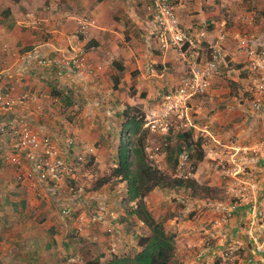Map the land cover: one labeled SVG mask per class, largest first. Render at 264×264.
<instances>
[{"label": "rangeland", "instance_id": "obj_1", "mask_svg": "<svg viewBox=\"0 0 264 264\" xmlns=\"http://www.w3.org/2000/svg\"><path fill=\"white\" fill-rule=\"evenodd\" d=\"M182 1L216 12L215 21L221 27L214 40L219 41L223 29L226 42L219 55L216 47L209 52L192 48L185 39L180 46L169 44L177 51L165 58L155 53L153 41L147 49L144 41L136 39L131 44L126 35L105 44V53L95 58L96 72L82 66L59 74L54 58H41L49 62L45 69L53 66L54 74L47 82L64 96L48 91L47 101L44 98L38 107L37 102L21 98L12 111L41 139H47L64 171L60 182H39L34 174L25 178L19 173V182L31 184L30 218L36 217L38 225L43 223L51 248L44 250L41 242L35 257H28L25 252L30 247L23 241L16 246L18 263L71 264L66 260L72 257L79 258L80 264H104L114 255L132 257L136 253L135 234L126 232L119 222L125 214V204L120 205L123 184L113 180L97 193L91 190L96 179L114 167L122 123L117 115L127 109L142 121L138 135H146L149 160L170 177H188L198 185L196 195L189 189H168L147 199L155 218L175 236L172 264H264V93L257 89L264 79V0ZM44 2L38 7L41 18ZM41 24L37 27L45 37L47 27ZM185 50L184 59L180 51ZM197 50L200 57L194 60L191 54ZM27 52L18 55H23V65L32 66L34 61L24 60ZM69 57L55 60L63 63ZM188 60L195 61L194 72ZM114 62L125 67L116 89ZM215 78L217 83H211ZM228 88L229 95L214 96L217 101L209 102L211 90ZM25 93L39 100L32 90L27 88L21 96ZM66 95L70 104L64 100ZM256 98L263 104L261 110L252 107ZM17 105L25 110L17 112ZM182 131H191L194 141H203L204 159L195 171V151L180 153L174 138ZM130 222L137 224L134 218Z\"/></svg>", "mask_w": 264, "mask_h": 264}, {"label": "crops", "instance_id": "obj_2", "mask_svg": "<svg viewBox=\"0 0 264 264\" xmlns=\"http://www.w3.org/2000/svg\"><path fill=\"white\" fill-rule=\"evenodd\" d=\"M176 1L173 0L174 9L180 28L186 36L185 41L192 48H204L208 52L216 47L219 55L226 42L223 29L221 31L219 29V41L214 40L217 35L216 29L221 27L215 21L216 12L214 10L207 12L192 4L187 5L182 0L175 3ZM43 2L46 7L43 10L44 17L41 18L38 17V13L41 12L38 7ZM42 22L47 27L44 29L47 34L45 37L42 29L37 27V24L42 26ZM221 24L223 26L225 22ZM24 27L30 30H25ZM69 32H74L76 35L71 37L66 35ZM126 35L130 38L131 44L136 39L139 42L144 41L147 49H150L153 41L155 46L152 48L155 53H161L165 58L169 53L177 51L163 44L150 0H19L18 3L12 0H0V83L13 87L16 102H19L23 91L27 88L28 91L32 90L39 96L36 105L38 107L44 98L47 101L46 93L48 91L52 93L54 89L47 82L51 79L49 76L54 74L53 67L45 69L46 67L42 68L35 61L32 66L23 65V55H18L20 51H37L40 58H54V60L60 56L80 55L83 59L82 66L91 67L89 72H96L95 66L98 62L95 58H100V52L105 53L103 50L105 44L111 45ZM90 41L95 44L88 48ZM200 52L193 51L191 57L197 60ZM186 53V50L180 51V56L185 59ZM148 54L150 55V51ZM194 60H188L193 72L196 66ZM29 70L33 72L28 73ZM217 79H212L211 83H217ZM230 92L229 88L226 91L211 90L209 94L212 97L209 102L217 101L213 99L214 96L223 93L229 95ZM15 109L17 112L25 110L20 105ZM6 148L7 141L0 137V149L6 151ZM7 165V161L0 162V264H21L18 263L20 258L16 251L17 245H21L23 241L27 245L28 242L30 249L25 252L28 254L26 256L35 257L38 246H42L41 242H44V250L51 248V244L48 243L49 238H45L46 232L42 231L45 228L41 227L43 223L38 225L35 221L36 217L30 218L28 210L34 204L32 194L29 192L31 184L19 182L20 171L13 166L6 167ZM161 191L164 190L155 189L149 195ZM148 196L145 199L147 207ZM149 211L154 216L150 209ZM135 221L136 226H130L126 232L139 235H142V232L144 233L142 236H148L146 227L137 219ZM65 246L72 248L69 244ZM78 260L79 258L68 257L66 261L80 264ZM22 264L28 263L24 261Z\"/></svg>", "mask_w": 264, "mask_h": 264}, {"label": "trees", "instance_id": "obj_3", "mask_svg": "<svg viewBox=\"0 0 264 264\" xmlns=\"http://www.w3.org/2000/svg\"><path fill=\"white\" fill-rule=\"evenodd\" d=\"M12 1L19 2V0ZM94 44L95 42L90 41L88 48ZM113 64L118 73L112 77L113 88L116 89L125 67L117 62ZM155 68L158 71L160 70L159 66H155ZM52 94L56 97L64 96L62 92L55 91V88ZM64 100L67 104H70L67 95ZM117 116L122 120V123L119 127V143L115 149L114 167L111 168L108 175L96 179L91 190L97 193L114 181L123 184L124 195L121 198L120 205L125 204L124 209H122L125 214L120 217L119 222L125 225L126 231H128V228L132 225L130 220L132 218L137 219L146 227L149 235L135 234L138 250L132 257L114 255L104 264H172L176 255L175 236L165 230L162 221L154 218L147 207L145 199L155 189H189L192 194L196 195L198 185L191 178L170 177L162 172L156 164L149 160L145 152V133L138 135L142 121L129 114L127 109H123ZM135 136L138 137L134 139ZM174 138L180 145V153L190 152L191 149L195 151V162L192 164V171H195L197 164L204 159L201 146L202 139L194 141L191 131L177 133ZM89 264L100 263L96 261Z\"/></svg>", "mask_w": 264, "mask_h": 264}, {"label": "built area", "instance_id": "obj_4", "mask_svg": "<svg viewBox=\"0 0 264 264\" xmlns=\"http://www.w3.org/2000/svg\"><path fill=\"white\" fill-rule=\"evenodd\" d=\"M150 1L152 3L154 20L161 32L163 44L166 46L169 44L180 46L186 39V36L179 26L174 6L170 0ZM24 60L27 63L35 61L44 67L49 63L48 61H43L37 51L25 53ZM53 63L56 68L61 69L59 74H62L66 71L80 69L83 59L80 55H77L67 58L63 63L58 60H54ZM203 77L199 76L198 79L202 82L201 79ZM257 89L259 94L264 93V79L258 84ZM14 95L13 87L0 83V137L4 141H7L6 151L0 149V162L7 161L12 164L25 178L27 176L31 177L34 174L39 182H44L48 179L60 182L62 180V172L64 171L62 161L55 160L56 157L54 156L52 146L47 139H41L38 133L33 131L23 118H18L15 112L12 111L16 105ZM21 98H27L31 103L37 102V98L35 96L32 98L29 93H25ZM252 107L255 110H261L263 104L259 98H256L252 103ZM217 209L222 211L227 210L223 206H217Z\"/></svg>", "mask_w": 264, "mask_h": 264}]
</instances>
